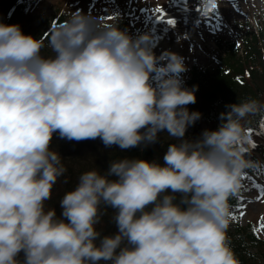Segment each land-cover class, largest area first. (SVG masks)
<instances>
[{"label":"clouds","instance_id":"obj_1","mask_svg":"<svg viewBox=\"0 0 264 264\" xmlns=\"http://www.w3.org/2000/svg\"><path fill=\"white\" fill-rule=\"evenodd\" d=\"M153 39L83 11L47 43L0 22V264H241L229 201L252 165L248 124L264 117V96L238 99L216 129L186 136L202 116L187 107L198 86L184 85L185 58L157 56ZM161 133L171 140L162 162L111 160L79 175L59 215L48 206L67 172L54 136L123 151ZM108 209L116 231L103 234Z\"/></svg>","mask_w":264,"mask_h":264},{"label":"trees","instance_id":"obj_2","mask_svg":"<svg viewBox=\"0 0 264 264\" xmlns=\"http://www.w3.org/2000/svg\"><path fill=\"white\" fill-rule=\"evenodd\" d=\"M26 3L27 0H0V22L19 24L25 34L32 35L37 39L41 38L47 43L50 32L60 24L59 20H56L55 25L53 23L52 26L45 18H27L24 14ZM116 25L124 30L127 28V23L124 20H120ZM263 52V46L256 43L250 44L248 41V45L240 55H237L234 49L228 45L224 56L218 60V68L211 72L203 71L196 65L192 66L189 78L184 85L189 88L198 87L195 92L196 103L187 107L190 111H199L202 116L188 128L187 132L189 133L186 136L198 137L203 131L202 125H206L207 129H216L220 123V113L226 111L227 105L238 102V99L264 96ZM44 54L51 53L45 48ZM245 69L247 70L244 71ZM258 117H253L249 124L256 122ZM160 137L158 142L147 147L142 145L121 151L116 146L106 148L98 138L75 143L72 140L54 136L52 148L62 156L67 172L53 188L48 206L54 207L59 215L61 211L59 200L65 192L75 186L79 175L94 168L106 170L111 160L127 156L149 161L160 159L162 162L167 143L171 140L168 137H163L162 134ZM237 201V195L230 198V207L236 205ZM113 214V211L108 209L101 224L98 225L103 234H111L116 231V226L112 221ZM234 218V215L231 216L228 235L230 244L241 264H264V239L259 236L252 222L239 225Z\"/></svg>","mask_w":264,"mask_h":264},{"label":"rangeland","instance_id":"obj_3","mask_svg":"<svg viewBox=\"0 0 264 264\" xmlns=\"http://www.w3.org/2000/svg\"><path fill=\"white\" fill-rule=\"evenodd\" d=\"M208 1H204L205 6H214V12L217 11L216 13L221 16H214L210 19V23H206L209 21L208 17L205 19L200 17L205 22L199 24L195 21L193 26L188 25L186 29L177 21L171 33L168 32L166 37L161 35L159 42L152 41L157 56L170 50L185 58L188 70L193 63L203 70L214 68L215 57L220 53L216 46L217 40H230L236 34L233 28L231 30L227 28L225 31V27H228L232 20L257 16L258 11L264 13L262 0ZM159 2L163 0H28L24 14L27 18L48 19L64 12L67 20L74 12L83 11L106 24H115L124 19L128 22L130 34L135 36L143 32H157L156 29L160 30L165 25L164 22L158 23L156 10L161 6ZM110 16L113 18L108 19ZM257 17L264 20V14ZM188 70L181 74L183 81L189 77ZM258 128L259 126L248 127L247 136L252 134V131L259 130ZM204 129L206 126L203 127ZM161 134L167 137L166 134ZM260 169H264V166L261 165ZM258 176V180L264 179L261 173H258ZM243 177L242 187L238 193L240 197L236 206L230 208V211L235 214V220L239 224L252 222L255 229H259L260 225L264 224V196L261 195L264 190L258 189L260 186L258 180ZM257 233L264 239V229H260Z\"/></svg>","mask_w":264,"mask_h":264},{"label":"snow or ice","instance_id":"obj_4","mask_svg":"<svg viewBox=\"0 0 264 264\" xmlns=\"http://www.w3.org/2000/svg\"><path fill=\"white\" fill-rule=\"evenodd\" d=\"M156 11H157V14H158V19L161 22H164V17L166 16V13H165L164 9L158 8ZM112 18L113 17H111V16L108 17V19H112ZM210 22H211V20L206 21V23H210ZM166 23L168 25H173L174 26L175 23H176L175 18H169V19H167ZM262 126H264V125H262ZM253 147H255V145H253ZM261 195L264 196V191L261 192ZM241 214H243V213H241ZM260 229H264V224H261L260 225V228L259 229H256V231H259Z\"/></svg>","mask_w":264,"mask_h":264},{"label":"bare ground","instance_id":"obj_5","mask_svg":"<svg viewBox=\"0 0 264 264\" xmlns=\"http://www.w3.org/2000/svg\"><path fill=\"white\" fill-rule=\"evenodd\" d=\"M195 10V9H194ZM166 21H167V19H165L164 20V23H166ZM193 21H195V20H192V22H191V24L193 23ZM203 22V21H202ZM172 25H168V24H166L162 29H160L159 30V33H162V34H164V36H165V33H166V31H170V27H171ZM165 27H168V28H165ZM194 29H196V27L194 26ZM160 36V35H159ZM159 36H157V37H154V39H153V41L154 42H158L159 41Z\"/></svg>","mask_w":264,"mask_h":264}]
</instances>
